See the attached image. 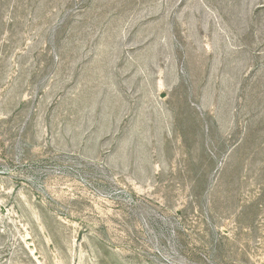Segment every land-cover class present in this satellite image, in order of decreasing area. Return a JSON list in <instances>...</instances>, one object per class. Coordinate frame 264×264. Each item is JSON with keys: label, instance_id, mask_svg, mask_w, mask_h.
<instances>
[{"label": "rangeland", "instance_id": "374dc122", "mask_svg": "<svg viewBox=\"0 0 264 264\" xmlns=\"http://www.w3.org/2000/svg\"><path fill=\"white\" fill-rule=\"evenodd\" d=\"M0 264H264V0H0Z\"/></svg>", "mask_w": 264, "mask_h": 264}]
</instances>
